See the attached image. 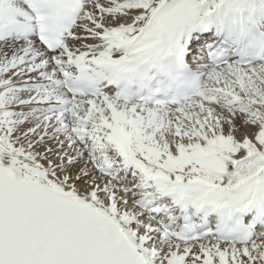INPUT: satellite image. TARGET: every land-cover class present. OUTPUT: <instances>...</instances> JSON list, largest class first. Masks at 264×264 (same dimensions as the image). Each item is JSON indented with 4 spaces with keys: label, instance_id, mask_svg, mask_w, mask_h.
<instances>
[{
    "label": "snow or ice",
    "instance_id": "1",
    "mask_svg": "<svg viewBox=\"0 0 264 264\" xmlns=\"http://www.w3.org/2000/svg\"><path fill=\"white\" fill-rule=\"evenodd\" d=\"M0 264H264V0H0Z\"/></svg>",
    "mask_w": 264,
    "mask_h": 264
}]
</instances>
